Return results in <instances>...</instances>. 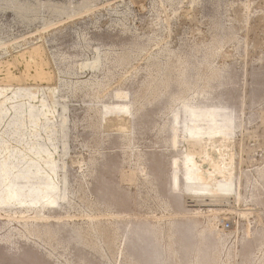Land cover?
<instances>
[{
    "label": "rangeland",
    "instance_id": "rangeland-1",
    "mask_svg": "<svg viewBox=\"0 0 264 264\" xmlns=\"http://www.w3.org/2000/svg\"><path fill=\"white\" fill-rule=\"evenodd\" d=\"M13 1L29 10L17 15L0 3V96L25 90L23 103L44 101L51 124L66 119L65 150L58 140L48 148L68 197L42 209L0 206V264H150L151 234L164 249L169 229L179 264L196 263L198 250L196 264H205L219 239L216 264L228 252L229 264H264V176L257 174L264 170V0ZM96 58L99 66L90 67ZM214 71L229 82L213 83L206 97L234 107L236 124L222 138L191 141L172 125L179 106L171 95L192 100ZM117 92L141 96L134 115L101 113L129 100L113 98ZM187 151L209 185L234 176L237 196L213 186L197 197L173 191L171 162ZM203 226L214 230L198 237ZM45 231L57 244L42 238ZM77 234L87 245H77Z\"/></svg>",
    "mask_w": 264,
    "mask_h": 264
},
{
    "label": "bare ground",
    "instance_id": "bare-ground-1",
    "mask_svg": "<svg viewBox=\"0 0 264 264\" xmlns=\"http://www.w3.org/2000/svg\"><path fill=\"white\" fill-rule=\"evenodd\" d=\"M49 1H51V0H49ZM1 2L9 4L10 8H12L17 13V15H21L20 12L23 10H29L28 8H26L24 6L16 5L13 0H8V3L6 0H0V3ZM49 14H50V12H49ZM41 15H40V17H41ZM27 56L29 57L28 54H27ZM30 57H31V54H30ZM19 58H21V57H19ZM34 60H35V58H34ZM40 60H42V59H40ZM99 63H100V60L98 58H96L90 67L96 68L99 66ZM16 64H18V62ZM39 65H40L39 68H42L43 65H41V64H39ZM25 66L26 65H24V67ZM29 67H30V65H29ZM35 69L36 68H34V71H36V78L38 77L39 79H42V81H43V79L45 78V74L41 70H39V69L35 70ZM159 69H160V67H159ZM163 69H164V67H163ZM6 72H7V70H6ZM27 74H28V72H27ZM27 74H26V76H27ZM46 75H47V73H46ZM6 77L8 79L9 78L13 79V76H11L9 72L7 73ZM47 77H48V75L46 76V78ZM20 78H21V76H20ZM36 78L34 79V81H36ZM39 79H37V80H39ZM48 79H49V77H48ZM5 80H7V79H5ZM32 80H33V77H32ZM215 82L218 84V86H223L226 83H228L229 81H228V79L227 80H225L223 78L221 79L219 74L214 71L211 73V75L204 82L203 87H202L203 89H201V91L197 93V96L194 97L192 100H181L180 97H178V95H176V94L171 95V100H174L172 105L177 103L179 106L178 109H176L172 112V116H171L172 117V125L174 126V128L176 127L180 130V132L184 138H189L191 140V139H198V138H205V137H212V136H220L221 137V136L229 135L233 131V128L235 127L236 119H237L235 111L233 110L234 107L230 108L229 106H227L228 104L226 105L221 100H215V99H210V98L206 97L208 89L211 88L212 84ZM34 93H36V92L34 91ZM39 93H41L40 90H39ZM49 94H50V92H49ZM29 95H28V93H26L25 90L21 91L20 89H18V90L16 89V90L11 92L10 97L4 96L2 98V96H0L1 97L0 98V124L2 122H4V120L8 116V112H10V114L6 120V123H4L5 124V130L2 132V134H0V206H4V207H8L11 205H18V206H28V207H36L38 209H42L44 207H54L55 205L57 206L58 203H63L64 201H66V198L68 197V183H67L66 175H64V174L61 175L59 181H55L53 178V176L57 173V165H56L55 160L51 157V154H50L51 150L48 148L49 146L55 147V145H56L55 142H56V140H58L60 142V145H62L61 146L62 149H64V147H65L64 138L66 137V130H65V120L66 119L64 120V117H63L61 119V121L58 123V125L54 126L49 121V120H51L49 117H51L53 115L50 111L51 114H49V115H51V116L48 117L49 111L46 109V105H45L44 101L40 100L39 104L37 106H33V105L27 104L25 102L23 103V100H28L27 96L29 97ZM113 98L120 99V101H122L123 99H126V98H128L129 100L126 103H122V104L120 103L121 105H113V106L103 105L101 107V113L102 114L109 113V112H117V113L119 112V113H127V114L129 113V114L134 115L136 110H133V107H134L135 103L137 102V100L141 99V96H139L138 92H136L134 95H129L126 92L125 93L117 92L113 95ZM8 101H12L10 103L11 107H7L6 104ZM33 101H34V99H33ZM31 103H33V102H31ZM6 108H7V110H9L8 112L6 111ZM61 109L64 110V106H62ZM62 110H61V112H62ZM54 115H55V110H54ZM51 118H52V120H54L53 117H51ZM53 123H54V121H53ZM25 128H26L27 132H25V130H24ZM170 129H171V127H170ZM5 136L12 137L15 141V144L9 145L7 143L8 141L5 140ZM39 136H40V138L44 137V142H42V141L40 142ZM213 139H215V138H213ZM224 140H227V139H224ZM171 141H172V139H171ZM197 141L198 140H196L195 142L197 143ZM211 141H213V140H211ZM190 145L193 146V144H190ZM56 148H55V150H56ZM199 150H201V148ZM61 152H63V151H61ZM198 153L200 155V151ZM205 154H206V152H205ZM195 155L196 154L191 155L187 151V152L182 153L180 158H175L171 162L173 168L171 167L170 169H171V171L173 169V171H172V173L170 172L169 184H170L173 191H175V192L180 191L183 194L197 197L199 195L205 194L206 192L208 193V190L210 192L211 189H209V188H210V186L211 187L213 186V187H218L219 190L222 191L224 194H230L231 195L234 193L237 196V191H239L238 190L239 183L234 182L235 177L230 175V173L228 174V176L217 177V179L212 181L211 185L204 182L198 174L199 171H198V168L196 165V161L193 157ZM215 166H217V165H215ZM199 168H200V166H199ZM215 169H217V168H215ZM227 170H228V168H227ZM61 171L63 172L64 169H62ZM222 172H223V170H222ZM210 174H213V173H210ZM224 174H226V173H224ZM257 174L259 175L258 177L264 176L263 168L259 169L257 171ZM220 175H221V173H220ZM216 176H219V175L217 174ZM57 177H58V175H57ZM207 181H209V180H207ZM212 192H214V191H212ZM223 193H221V195H224ZM207 196H208V194H207ZM237 200H239V198H237ZM100 202H101V200H100ZM101 205H100V207H101ZM209 214H211V213H209ZM183 219L184 218H182V221H183ZM192 224H193V222H192ZM194 224L197 225L195 222H194ZM190 227H191V225H190ZM210 227L211 226H208V227L203 226V229L200 231V235L198 237H202L203 235H205L204 234L205 232H209V231L213 232L212 230H214V229H212ZM167 230H168V228H167ZM187 231H188V229H187ZM36 232H37V230H36ZM112 233H113V235L117 236V232L115 229L113 230ZM173 233L174 232H171V229H169V231H167V234H165V236H164L165 241H163V242H165L164 249L162 248L163 244L161 245V239L155 233L151 234V236L154 239L155 244L153 245L154 251L150 255V260H149L150 264H179L180 263L176 252L173 250V239H172ZM145 234H146V231H145ZM209 235H207V237ZM216 235H218V234H216ZM218 236H216V237H218ZM42 238L47 243L57 244V240H55L52 237V233L50 231H45L44 234L42 235ZM122 238H123V236H122ZM218 238H220V237H218ZM75 240L77 241L76 243L79 246L87 245L85 240L82 239V237L79 234H77V236L75 237ZM220 243H221L220 239L217 240L215 247L217 245L220 247ZM88 245H89V243H88ZM90 245L93 248L95 247V244H90ZM215 247L212 251L204 253V256L202 258L204 259L205 264H216L219 261L220 250H218ZM146 248H148V247H146ZM193 250H194V247H193ZM148 252H149V250H148ZM197 254L198 255L196 257V263H197V260L199 259L198 258L199 250L197 251ZM233 254H234V252H233ZM231 255H232V253H231ZM234 256L236 257V255H234ZM254 256H255V253H254ZM229 257H231V256H230V253L228 252L226 254V260H225L226 262L224 264H229V263H227L229 260ZM235 257H232V258L234 259ZM189 260H190V258H189ZM196 263H194V264H196Z\"/></svg>",
    "mask_w": 264,
    "mask_h": 264
}]
</instances>
